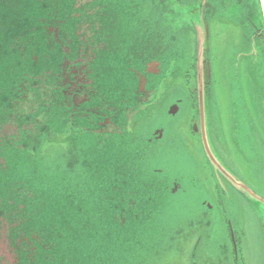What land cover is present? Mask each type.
<instances>
[{
  "label": "water",
  "instance_id": "water-1",
  "mask_svg": "<svg viewBox=\"0 0 264 264\" xmlns=\"http://www.w3.org/2000/svg\"><path fill=\"white\" fill-rule=\"evenodd\" d=\"M256 1L264 30V0ZM248 4L0 0V264H146L138 256L153 241L167 245L164 254L201 230L197 243L209 244L217 224L225 239L222 209L185 133L193 101L178 81L192 52L201 81L213 22L246 28L243 18L256 16ZM250 87L264 119L262 86ZM198 104L205 160L231 223L240 205L219 174L263 207L264 198L216 157L201 90ZM210 105L220 139L213 90ZM231 124L252 161L256 128L245 105L234 104ZM166 153L178 159L175 176L159 163Z\"/></svg>",
  "mask_w": 264,
  "mask_h": 264
},
{
  "label": "rangeland",
  "instance_id": "rangeland-1",
  "mask_svg": "<svg viewBox=\"0 0 264 264\" xmlns=\"http://www.w3.org/2000/svg\"><path fill=\"white\" fill-rule=\"evenodd\" d=\"M256 17L252 19L256 24V28L248 25L242 29L237 25L214 21L210 27V54L208 55L207 53L205 61L210 59L211 66H214L213 77L215 84H213V98L217 103L219 121L222 128L220 140L223 142L221 145L223 149L221 147L220 149L228 161L226 163L237 175L225 166L223 162L221 163L240 181L247 183L264 195V152L259 144V142H262L263 133L260 123L262 115L250 87L252 81L260 83L264 94V30H262L260 18L257 15ZM192 55L194 56L193 52ZM238 56H241L239 64L240 79L234 86L232 74H237L238 72ZM195 60L196 58H194V64ZM251 70H253L252 77L250 76ZM186 78V76L180 78L178 87L191 98L190 89L192 86ZM234 104L238 106L245 105L255 124L256 129L255 132L253 131V135L256 142V152L249 151L251 152L250 156L253 158L252 161L246 159L235 144L234 129L231 124V113ZM162 119L165 118L162 116ZM47 147L48 144L44 148V154H46L45 150ZM258 158L261 159L257 161ZM199 159L202 162V180L208 187L209 185L212 186L211 182L216 183L212 168L200 155ZM159 163L163 164V169L166 170L168 175L175 176L179 170L178 159L168 153L160 157ZM209 167L213 178L209 177ZM180 199L177 196L174 197L173 201L177 203ZM239 203L240 200L238 201ZM166 210L168 212V209ZM239 211L237 220L240 221V225L245 229L246 240L238 246L239 260L236 262L237 264H264V207L257 202H251V208H246L245 205H242ZM218 227V224L212 227L214 231L213 240L209 244L205 241L202 245H195L194 251L192 250L194 244L186 242L184 238L182 242L180 240L175 241L174 246L167 252L168 254H162L167 250V245L162 240H159L149 243L147 250L140 251L138 260L144 259L146 264H236L235 258L231 254V247L233 246L226 234L225 239H223V232L216 231ZM156 252L160 254L156 255L154 260L153 255Z\"/></svg>",
  "mask_w": 264,
  "mask_h": 264
},
{
  "label": "flooded vegetation",
  "instance_id": "flooded-vegetation-1",
  "mask_svg": "<svg viewBox=\"0 0 264 264\" xmlns=\"http://www.w3.org/2000/svg\"><path fill=\"white\" fill-rule=\"evenodd\" d=\"M198 8L190 9L189 10V16L190 17H196L198 16ZM256 17V16H255ZM245 18V17H244ZM243 20L249 24L250 27L256 28L255 22L250 21L248 19L249 17L246 16V19ZM194 56L192 55L191 58V68L188 74L186 75V80L188 81L189 84H191V89H190V94H191V99H192V113L190 117V123L188 127L185 129V133L188 137L189 144L192 147V149L200 155L204 160H205V153H204V147L202 144V126H201V121H200V112H199V104H198V97H199V91L201 90L204 94V101H205V123H204V129L205 132L208 135L209 143L211 145L212 150L214 151L216 157L220 160V162H223L225 166H227L231 171V167L226 163L228 162L223 153L221 152L220 147L223 149L221 146L223 142L218 138L217 133H215L214 130V120L211 115V105H210V100L212 96V90L213 89V84H215V79L213 77V68L214 66L207 65V62L205 61L204 68H203V74L201 81L198 82V75H197V69H196V63L194 64ZM215 74V73H214ZM212 89V90H211ZM260 123L263 128V133H262V142H259V144L262 146V150L264 152V119L261 117L260 118ZM222 155V158H221ZM206 161V160H205ZM204 161V162H205ZM207 162V161H206ZM208 163V162H207ZM234 172V171H233ZM209 177H212L210 173V167H209ZM235 173V172H234ZM219 174V173H218ZM236 174V173H235ZM221 177V180L223 184L227 187L228 192L236 196L237 201L240 200V207L242 205H245L246 208H251V202H257L253 197H251L249 194L246 192H242L240 189H238L236 186H234L229 180L226 179L223 175L219 174ZM237 175V174H236ZM224 178H223V177ZM213 178V177H212ZM243 182V181H242ZM212 186L209 185V187L212 189V191L215 193V196L217 198L218 205L222 209V213L224 216V224L226 227V235L228 236L229 242L232 244L233 247H231V254L234 256L235 262L239 260L238 258V246L239 244H242L243 241L245 242L246 240V233L245 229L243 228L242 225H240V221L236 220V215L235 219L229 223V217H230V212L227 210L223 197L221 195V191L217 185V183L211 182ZM245 183V182H244ZM249 188L252 189L258 196L261 198H264V195L260 194L259 191L254 189L253 187H250L247 183H245ZM200 230V229H199ZM201 232V230L199 231ZM199 232L196 233V236H194L191 240L188 242L190 244H194L192 250L194 251L195 245H197V239ZM197 243V244H196ZM194 255V252H193ZM237 264V262H236Z\"/></svg>",
  "mask_w": 264,
  "mask_h": 264
},
{
  "label": "trees",
  "instance_id": "trees-1",
  "mask_svg": "<svg viewBox=\"0 0 264 264\" xmlns=\"http://www.w3.org/2000/svg\"><path fill=\"white\" fill-rule=\"evenodd\" d=\"M248 1H249V4L246 7L248 8V12L250 13V16H254L256 14L260 18L259 21L261 22V25H262L263 22H262L261 10L258 5V2L256 0H248ZM248 19H250V17ZM250 21L252 20L250 19Z\"/></svg>",
  "mask_w": 264,
  "mask_h": 264
}]
</instances>
